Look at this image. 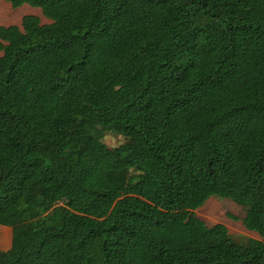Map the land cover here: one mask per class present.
I'll use <instances>...</instances> for the list:
<instances>
[{"label":"trees","instance_id":"16d2710c","mask_svg":"<svg viewBox=\"0 0 264 264\" xmlns=\"http://www.w3.org/2000/svg\"><path fill=\"white\" fill-rule=\"evenodd\" d=\"M4 1L0 264H264V0Z\"/></svg>","mask_w":264,"mask_h":264},{"label":"rangeland","instance_id":"374dc122","mask_svg":"<svg viewBox=\"0 0 264 264\" xmlns=\"http://www.w3.org/2000/svg\"><path fill=\"white\" fill-rule=\"evenodd\" d=\"M27 15L39 16L43 24L51 22L43 16L39 8H34L27 4L19 8H13L10 3L0 0V26H21L23 18ZM103 141L107 146L113 148L123 144L125 138L115 133H108ZM195 213L208 226L219 223L224 224L236 241L245 242L250 238L261 240V237L256 232L247 230L244 226L243 219L246 216L244 208L229 199L211 197ZM11 241V229L0 226V250L9 249Z\"/></svg>","mask_w":264,"mask_h":264},{"label":"crops","instance_id":"0c3cea01","mask_svg":"<svg viewBox=\"0 0 264 264\" xmlns=\"http://www.w3.org/2000/svg\"><path fill=\"white\" fill-rule=\"evenodd\" d=\"M11 232H12V230H11Z\"/></svg>","mask_w":264,"mask_h":264}]
</instances>
